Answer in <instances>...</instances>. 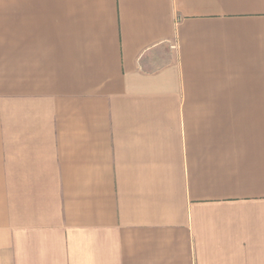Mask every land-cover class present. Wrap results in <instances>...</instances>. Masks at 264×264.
Listing matches in <instances>:
<instances>
[{
	"label": "crops",
	"instance_id": "crops-1",
	"mask_svg": "<svg viewBox=\"0 0 264 264\" xmlns=\"http://www.w3.org/2000/svg\"><path fill=\"white\" fill-rule=\"evenodd\" d=\"M0 264H264V0H0Z\"/></svg>",
	"mask_w": 264,
	"mask_h": 264
}]
</instances>
